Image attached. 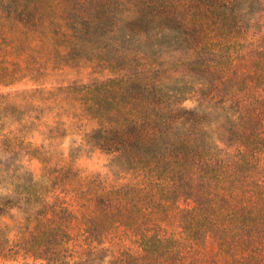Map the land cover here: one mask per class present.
Wrapping results in <instances>:
<instances>
[{"label":"trees","instance_id":"trees-1","mask_svg":"<svg viewBox=\"0 0 264 264\" xmlns=\"http://www.w3.org/2000/svg\"><path fill=\"white\" fill-rule=\"evenodd\" d=\"M33 40L94 77L0 93V260L264 264V0H0V50ZM13 65L4 85L37 70ZM67 100L94 125L50 166L51 143L25 136ZM84 151L106 171L75 168Z\"/></svg>","mask_w":264,"mask_h":264},{"label":"rangeland","instance_id":"rangeland-1","mask_svg":"<svg viewBox=\"0 0 264 264\" xmlns=\"http://www.w3.org/2000/svg\"><path fill=\"white\" fill-rule=\"evenodd\" d=\"M44 41V40H43ZM39 42L33 40L30 43V49L23 50V52H6L5 50H0V67L8 68L9 70L14 68L13 63L18 62L22 69L29 64L32 68L37 70L19 73L15 76L14 81L9 85H4L1 82L3 79L0 78V93H17L23 90H34L36 88H44V90H55L59 86L69 85L73 82L78 85L88 84L90 79L94 77L91 73V68L87 65L81 64L80 66L70 67L62 66L57 63L56 56H47L50 45L48 47L47 42ZM54 60V61H53ZM34 72L37 73L39 78L32 77ZM69 103V104H68ZM71 104L70 100L65 101V108L68 107L69 110H61V115L59 118L55 117L56 112L45 111L41 116V124L36 129L30 131L25 136V142H31L34 146L45 143L48 145L51 143L50 149L51 160L49 165L59 164V166H64L69 163L68 152L72 145H78L81 142L83 135L88 132L94 125V123L86 118L75 117L73 110L69 107ZM186 107H193L196 102L192 99H188L183 103ZM59 120L61 122L60 131L58 134L53 133V139L48 137L46 126H53L54 121ZM17 125H12L7 127L5 131L16 128ZM46 147V149H47ZM107 163V157L99 151H84L81 153L80 157L74 162V167L81 170L83 175L102 172L106 170L104 168ZM23 170L30 172L35 180H39L43 177L45 182L47 181V174L45 173L44 164L41 160L37 158H28L27 156L23 158L22 161ZM10 193L8 186L0 184V195H7ZM183 204L180 203L179 207ZM178 208H174L170 214V230L176 229V214ZM1 221L9 225L13 224V221L6 216L1 217ZM0 264H38L31 259H17L10 261L0 260ZM209 264V263H206ZM227 264V263H221Z\"/></svg>","mask_w":264,"mask_h":264}]
</instances>
